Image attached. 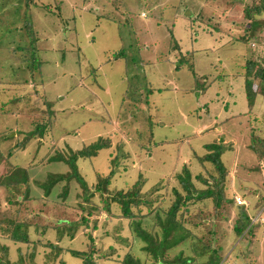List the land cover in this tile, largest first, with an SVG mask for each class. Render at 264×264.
Returning a JSON list of instances; mask_svg holds the SVG:
<instances>
[{
	"label": "rangeland",
	"instance_id": "rangeland-1",
	"mask_svg": "<svg viewBox=\"0 0 264 264\" xmlns=\"http://www.w3.org/2000/svg\"><path fill=\"white\" fill-rule=\"evenodd\" d=\"M252 3L33 0L28 8L24 0H0V59L4 56L0 63V106L10 111H0V178L15 166L27 169L30 200L21 207L32 223L28 229L32 241L28 244L9 241L6 237L10 232L0 231V245L8 246L12 263H19L20 257L27 263L34 247L33 264H83L71 250L87 252L92 243L94 256L98 255L96 264H120L128 252L144 264H153L142 252L143 243L135 237L130 219L115 203L110 202L108 213L104 198L120 190L138 189L136 195L141 200L167 209L175 199L174 189L185 195L176 179L184 164L196 188L207 187L195 176L209 179L208 171L213 169L208 162L203 166L199 158L208 152L205 145L220 141L222 135V141L233 150L223 155L224 194L232 202L225 200L222 207L215 208L211 199L189 201L181 208L188 220L185 226L198 235L212 228V244L225 255L222 264H264V223L254 225L250 238L247 228L241 236L233 230L241 207L252 222L264 211V160L259 170L253 169L259 163L249 148L250 123L257 124L264 136V97L258 95L255 107L246 114L244 92L246 63L264 58V27L256 33L258 39L244 41L249 36V20L243 9ZM27 19L33 22L38 37L36 53L29 62L33 67L40 64L43 82L39 90L31 87L36 83L12 87L9 82L15 61L8 42L18 40ZM118 52L124 56L114 59ZM190 66L202 86H196ZM257 84L253 79L254 89ZM203 86L207 88L204 93ZM47 100L54 103L51 129L45 138L18 147L23 132L38 118L36 114L46 110ZM97 139L109 147L96 156L80 158L77 166L92 188L99 175L104 178L112 171L106 195L95 192L84 199L72 181L67 195L59 184L47 197L34 184L48 173L69 171L64 163L51 161L52 156H66L69 149L79 150ZM255 145L264 150V138L256 139ZM25 190L26 185L18 192L0 185V219L17 216V206L22 214V199L16 206L8 200L22 198ZM237 199L244 203L238 204ZM144 202L130 206L132 213L147 214L150 206ZM57 210L64 211L62 217L79 222L83 215L86 222L79 223L73 235L64 228L56 229ZM44 222H51L45 232L41 227ZM145 225L149 231H159L152 216L143 220ZM50 244L61 250L55 259L56 250ZM179 249L190 254L189 242L179 244L172 254Z\"/></svg>",
	"mask_w": 264,
	"mask_h": 264
},
{
	"label": "trees",
	"instance_id": "trees-1",
	"mask_svg": "<svg viewBox=\"0 0 264 264\" xmlns=\"http://www.w3.org/2000/svg\"><path fill=\"white\" fill-rule=\"evenodd\" d=\"M24 3L29 8L33 3V0H24ZM243 11L245 17L249 20V25L246 29V31L249 33V36L247 38H244V41H247L250 38L254 37V39H256L258 36L256 35V33L260 34L259 32L264 27V0H258L257 2L253 0V3L251 5L245 6ZM28 20L29 19L25 21L26 23H24V27H20L21 33H19L18 40L15 43H12L11 41L8 42V48L11 53L10 57H13L15 61L14 68H12V71H9L11 76H13V79L9 82L11 84H14L12 85V87H24L26 84L29 85L31 83H36V86L31 85V87H35V90H39L40 85L43 82L42 78L40 79L39 76L40 64L37 67H33L29 62L30 58H32L36 53L35 46L37 45L38 37L35 35L33 22L31 20ZM170 35L172 36L173 34L171 33ZM20 40L27 42L25 44V42H20ZM116 54L114 59L124 56L123 52H118ZM3 59L4 56L0 59V63ZM10 67H12V65H10ZM245 67L246 71L244 80V92L248 108L246 114H250V111H252L255 107L257 96L262 95L264 97V58L262 60L258 58L256 60L248 61ZM190 70L194 75L195 82L197 81L196 86H200V83V85H198V76L194 73V67L190 66ZM253 79L258 80V84L255 89L253 87ZM202 88L203 93L206 92L207 88H205V86H203ZM149 91L150 93H152L151 89H149ZM133 101H130L129 103H136V99ZM45 102H47L46 110L39 111V115L36 114L38 118L31 121L32 128L30 130L23 132L24 139L22 140L23 142H21V144H18V147L25 148L27 142L30 140L32 141L38 140V138H45L46 132L51 129L53 118L55 115V111L53 110L54 103L49 102V100ZM15 104H17L16 107L18 109V102ZM4 107L5 105L3 107L0 106V111L8 112L7 108L4 109ZM12 109L14 108L12 107ZM18 112H21V110H18ZM230 117L216 123L217 126H219V124L222 122L225 123L230 120ZM258 119L259 118H254V120ZM261 123H264V117ZM256 125L257 124L254 125V123H250L249 148L255 152L259 163L256 166H253V169L259 170L260 163L264 160V150L258 148L255 145V140L263 139L264 136L261 135L262 130H260V127H257ZM220 137H222V140H224L222 135L218 138ZM100 139H97L96 141L90 143L87 146H84L79 150L74 151L72 149H69V153L66 156L63 153H57L52 156L51 161L64 163L68 166L69 171L66 173H48L43 180L36 179L34 181V184L37 187L41 188L44 192V195L47 197L51 195V193L55 190V187L59 184H62V191L64 195H67L72 181H75L78 184V186L82 190V196L84 197V199L88 200L90 196H92V194L95 192H98L100 195L108 193L107 186L110 184V178L113 174L112 171H110L108 176L104 178L99 175V181L92 188L87 184L85 178L80 174L77 166V161L80 158H89L96 156L100 150L109 147L107 143ZM205 147L208 152L204 154L203 157H200L199 160L202 162L203 166L206 165V162L210 163L213 171H208L209 179L203 178L198 174L195 177L199 180L202 179V182L207 187L203 189H197L192 182L190 169L187 165L184 164L181 168V172L176 175V179L185 191V195L183 196L178 190L174 189L175 199L167 209L155 208L152 206V203L150 201L146 202L145 200H141L136 195L138 189H136V191L120 190L119 192L114 193V195L107 194V196L103 200L106 211L108 213L111 212L110 202L115 203L121 207L125 217L130 219L131 221L130 223L132 225V231L135 237L143 243V246L141 248L142 252L149 255V257L153 261V264H222V262H225L226 260L225 255L221 253V248L215 247L212 244L215 240L212 236L214 234L212 228H208L207 231L201 235L194 233L191 229L185 226L188 220L184 218V210H181V208L186 206L189 201H191L190 204H192L195 203V201L211 199L214 202L215 208L222 207L225 200L228 202H232V200L226 199L224 194L226 169L223 162L224 153L229 150L231 151L232 145H228L225 143V141L220 142L218 139H216L215 142L213 141L209 144H206ZM0 185L7 189L10 188L14 192H18L22 185H26V190L24 194L21 195L22 198H18L16 195L15 197L17 198H15L14 200H8V202L13 204V206L18 205L19 199H22L19 202V207H21L27 199L30 200V187H28L29 174L25 167L15 166L14 168H12L8 172V174H5L2 178H0ZM139 186L140 185L136 187L139 188ZM142 202L150 206L148 208L149 212L144 215L140 214L141 216L133 214L131 211L132 207L130 206H139ZM263 203L262 206H264ZM261 208L262 207L260 206L258 209ZM16 209H18V214L14 218L11 217L7 219H0V223L6 222L8 224V226H5L4 228L0 226V231L5 230L10 232V237H6L9 241L28 244L32 241L30 240V235L28 232V229L30 225H32V223L29 220H26V217H24V208L21 207L22 214L18 206ZM90 211L91 209L88 210L89 213ZM138 211H140V208L138 209ZM57 213L58 216L54 222V227L59 230H62L64 228L68 230L72 235L73 231L79 227V223L86 222V218L83 215H81L79 222L78 220H72L69 217H62L64 213L63 210H57ZM150 216L155 219V224L159 227V231L152 232L146 229L147 225L143 226V220ZM43 218L45 217H42V219ZM48 221H50V218L48 219ZM202 221L203 220H201V222ZM201 222H199L197 225H199ZM48 223L50 224L45 223L41 226L43 227V232L46 231V225H51V222ZM255 224L261 226L260 219H257L256 222H252L247 212L243 207H241L239 210V218L236 221L233 230L237 234V236H241L243 231L247 228L246 236L250 238L252 235V229L254 228ZM34 227L38 228V224H34ZM185 241L189 242L190 254H186L183 249H179L177 252L172 254L171 251ZM50 245H52V247L56 250V255L54 256L55 259L57 258V254L61 252V250L59 247L53 246V244ZM8 250L9 249L7 245H0V264H33L35 255L34 247H32L29 261L27 263L22 260L21 257L19 258V263H12L8 258ZM95 252L96 251L94 250V245L92 243L90 244L87 252L71 250V254L75 257L81 258L83 264H96L95 258L98 255L94 256ZM60 263L64 264L63 261ZM120 264L144 263L138 257L128 252L125 254Z\"/></svg>",
	"mask_w": 264,
	"mask_h": 264
},
{
	"label": "built area",
	"instance_id": "built-area-1",
	"mask_svg": "<svg viewBox=\"0 0 264 264\" xmlns=\"http://www.w3.org/2000/svg\"><path fill=\"white\" fill-rule=\"evenodd\" d=\"M237 203L241 204V203H244L241 199H237ZM258 219H260V221H262L264 223V211L260 213ZM263 227H264V224H263Z\"/></svg>",
	"mask_w": 264,
	"mask_h": 264
},
{
	"label": "water",
	"instance_id": "water-1",
	"mask_svg": "<svg viewBox=\"0 0 264 264\" xmlns=\"http://www.w3.org/2000/svg\"><path fill=\"white\" fill-rule=\"evenodd\" d=\"M220 141H222V139H220Z\"/></svg>",
	"mask_w": 264,
	"mask_h": 264
}]
</instances>
